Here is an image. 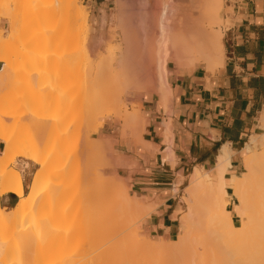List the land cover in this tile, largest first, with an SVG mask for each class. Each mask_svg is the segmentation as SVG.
<instances>
[{
  "label": "bare ground",
  "instance_id": "1",
  "mask_svg": "<svg viewBox=\"0 0 264 264\" xmlns=\"http://www.w3.org/2000/svg\"><path fill=\"white\" fill-rule=\"evenodd\" d=\"M68 2H74L75 4H77L78 0H69ZM75 4L74 6L77 7L75 8V10H79L78 12L76 11V20L78 21V23H80L81 27L87 28V14L81 10L83 9V7L79 9V6ZM66 6L67 2L64 3L60 0H44L42 5V10L44 11L43 15L51 16L57 11L64 10ZM222 9L223 0H205V2L202 3L200 7V13L196 15L194 19V26L188 29L182 28L179 31L173 30L171 26L166 22V16L174 14V11L168 9V7L164 6L162 8L163 11L159 16H157L159 18L157 19V23L155 24H151L153 21H150L151 18L149 17V19L147 16L148 14L146 15V12L144 13V11L142 10L143 15L145 14L146 16L143 19L140 18L142 19V21L140 20L142 24L139 22V20L138 24L142 25L143 29L137 30V28H132L133 30L130 29L131 31L127 30L134 34L133 36H131L132 34H129L130 32L126 33V31L125 33L121 32L122 34H117L118 42L120 41V39H122L123 34H126L124 36L125 41L123 40V42L121 40L122 42L117 49H115V47L113 49L112 47V49H110L107 54H103L101 59L98 62L96 61V63L87 52V54H84L83 60H78L62 70V80H68L75 73H79L82 71V73H77V75L81 76V80L85 76H88L87 78H84L85 80H87L85 82L84 79L81 82L78 78L80 83H77L76 81L72 83L71 87L77 83L79 84L78 86H80L81 90H79L78 92L76 91L77 93H74V88L71 93V97L69 98V100L65 101L62 106L53 107L45 103L41 104L40 107L34 109L28 108L25 110H19L17 108L16 111L18 113V116L20 115V118L24 119L26 124L27 122H31L32 125H29L28 123L27 125H25V127L31 129V132L32 129L35 128L33 129L34 132L36 131V128L42 131L44 129L43 124L45 122H48V120H55L57 126L70 117L76 116L75 118L82 119V117L87 112H82L80 115H77L75 112H70V109L73 105H75L76 107L78 104H81L83 102L87 103L91 109L94 108V110H92L93 115L95 114L97 116L98 114H110L112 113V111L109 109L113 108L114 110L115 106L111 107V104L110 106L105 104L111 103V97L108 98V96L111 95V93L109 94V92L115 93V90V97L117 99L119 98V102L121 101L118 95L122 97L121 94L125 93L126 91L136 93L141 91L156 92V94L158 95L160 100H162L164 106L166 107L168 101L167 96L169 93V87L167 83L168 81L166 78L167 64L169 60H172L173 62L175 61V63L181 67H190L192 69H196L199 67V65L205 63L207 65V69L210 72H213L216 69L224 66L225 53L223 50V35L219 30H216L214 28L215 24L219 25L220 23V13ZM157 10L155 8L154 12ZM140 16H142V12ZM131 22H129L128 25V21H126L127 28L130 27V25L132 26ZM123 25H125V23ZM121 30L124 31L125 28L123 29L122 27ZM83 31L85 32L86 30L83 29ZM86 36L87 37L83 39V43L85 46L89 41V32H87ZM11 39L13 38L11 37ZM98 46L100 47L101 45ZM119 52H124V56L118 58L117 55ZM37 59L31 60H35V63L33 62L34 69L32 66L31 71L28 72V75L33 77L32 83H35L38 86H42L45 83L42 81L40 70L36 68L37 66L34 64H36L37 61L41 62L44 60L42 57H38ZM6 63L7 60L1 59L0 67ZM82 75H84V77H82ZM89 81H91L92 83L97 82V85L99 82V85H102L104 83V85L99 86L101 90H98L97 86H95V89L97 91L93 90V94L92 91L90 92L89 90L90 88H93L91 86H94L96 84H91V82ZM84 83H86V85ZM44 87L45 86H42L41 88ZM112 99L114 101L115 98L113 97ZM121 103H119V105ZM115 104H117V101ZM102 105H105V107L108 106V108L102 107L104 108V111L98 112V114H96L97 112H94L96 111L95 107H99ZM120 106L122 107V105ZM61 110L65 112V115H63V117L54 116L50 112L55 111V113H58ZM121 111L122 109H117V112L120 115ZM139 111V109L136 111L133 110V112L131 113L129 111L130 114L124 117L126 121L130 123L131 129L134 130L136 134L138 133V131L142 130L144 125ZM13 112L16 113L15 110ZM117 112L115 114H117ZM5 115L0 113V142L5 145L3 153H0V264H17L14 260H19L24 255H28L29 257H31L30 264H137L134 263V259L137 258L136 255L140 254L141 252L143 254V251L145 250L149 251L148 253H150L151 257L153 255L156 256H153V258L159 257L158 259L160 260L161 257L164 264H176L181 258L188 256L191 257L193 255V253L195 252L193 251L194 246L196 244V241L199 239L198 237H201L198 242L203 241L202 243L204 246L202 247H206L205 243L207 241V237L204 236L210 233L214 234V236H212L213 234L211 236L215 240L217 239V242L224 245V248L226 250L225 253H228V256H230L228 257L229 261H227L229 264H264V149L258 151L257 149H253L250 146L247 147L248 155L244 159L246 172L242 176H232L229 183V187H231L232 189L230 195H228L229 191H227L225 183V173L229 166V159L226 151L224 152V155H221L218 158L217 173L215 175L206 173L207 175L205 174L206 176L203 177L204 174L202 175L200 173L202 171L201 169V171L199 172L196 171L193 182L195 183L197 189L199 188L198 193H203L208 202V204H206L205 206H203L204 204L200 205L197 204L198 202L196 203L198 205V208L205 207L203 212H206L207 210L206 215L209 218V220H207L209 225H206L204 229H201V227L203 226L202 224H200V227L196 226L197 220L195 221L194 219L196 212L193 210L196 205L194 203L195 206L193 205L194 207H191V213L187 217V221L189 222L190 226L184 232V235H182L178 240L172 241L173 243L171 242L169 244L167 242L160 244L147 241L141 242L138 241V239L135 237L134 241L136 243H140V245L136 246L134 244L135 242L132 241L133 237L130 236L131 238L128 237L127 239V236H125L127 229L123 231L119 230V232H123L122 234H124V237H122V234H120L119 232L117 234V229H119L118 227H120V225L123 224V226H126L127 228L128 224L122 222L125 221V219H128L126 218V216H129V214H127L129 210L128 208H130L128 207V205L132 204V202L130 201H133L131 198H129L128 194H124V199V195L122 196L123 191H120V188L122 187L114 188L112 186L110 187V189H108L109 191H107L106 188H108L107 186H109L110 183L106 182L104 179H102V183L98 180L95 183L94 181L96 180L93 179L94 174L96 173V170H93V167L95 169V164L91 160V163L88 161V164H85L83 166V168L86 167L83 171L72 172L71 170L68 171L66 170V168H62L59 170V173H57L58 167H53L56 169V173L53 171L55 174H51L53 173L51 169H47V165L50 160L61 158L67 161L68 159V163L75 159L73 158V155H75L79 151L77 152L73 150V152L71 151L72 153H70V155L68 156L67 148L69 146L66 145V142H64L65 140L60 139L62 142L59 140V142H61V146L57 151H50L46 154H40L38 147L40 145L45 146L50 136H52L51 132H49V135L48 133H45L44 130L42 132L37 131L39 134V138L36 137V139L35 137H33L35 140L31 139V141L33 140L34 142L28 140L29 143L27 145L23 144L21 146L22 143L20 142L23 141V143H27L28 141L25 142V139L22 140L23 137L21 139L22 141H20V136L22 135L19 136V133L17 136L5 133L7 126L3 118ZM262 118L263 120L261 119V121L263 122L262 125L264 127V117ZM166 123L167 126L165 125V127L168 133L170 123L168 121ZM29 126H31V128ZM126 126L129 127L127 124L125 125V127ZM50 128L51 127H49V129ZM58 131L60 132V130ZM36 134L35 136L38 135ZM67 137L66 139L70 138V136L68 135ZM166 139H168L167 135L165 137V140ZM251 141L256 143L253 138L251 139ZM72 142L74 141L72 140ZM71 145H73V143ZM79 145L83 146L81 143H79ZM106 147H93L92 145H90L88 148H86L87 151L81 147L79 148V156H84L83 159L87 161L88 157L90 158L88 153H96L97 155H99L103 152V149H106ZM69 148L71 149V146ZM72 149H75V145L74 148L72 146ZM81 151L83 152V155ZM84 152H86L87 154L85 155ZM18 157L26 159L24 163L26 168L29 167L30 163H33L34 165L41 166L42 171L44 170L43 172H41V169H38L33 172L34 179L30 184L28 194L25 193L22 173L16 170L17 168H11V164L15 163ZM85 161L84 163H86ZM89 163L92 167V170H90V167L88 166ZM92 163L94 166H92ZM80 169L82 170V167ZM74 173L76 175V182L79 186L81 185L80 187L76 188L78 185L74 181V183L76 184V191L77 193L80 192V195L82 194V196H85H83L82 199H86L85 202L87 203L83 202L86 205L84 207L83 205H81V207H78V210H76V212H71L72 215H69L68 209L66 210V208H63L62 206L59 209L53 206L52 208L54 209L51 208V211L48 212L49 215L47 216L46 214V216H44V219L38 217V210L40 209V206H42L41 200H45V197L47 199V197L49 196H47V194L46 196L42 194V190L44 192L46 189L43 184H45L46 182L47 175L48 179L50 176H59V180L58 176L57 179H55L56 177H53L56 181H58L54 184L53 182L50 183V181L52 180L49 179L48 182L47 179L48 183H46V185H49V183L50 185L46 191L51 192L52 190V193L49 194H51V196H54L55 193L61 191L63 186L65 187L64 184L67 182V178L73 177ZM96 176L97 175H95L94 178L97 179ZM98 177L100 178L101 176L99 175ZM205 177H207L208 179L205 180ZM90 179L91 181L89 182ZM91 182L95 183H93L95 187L97 183H100V185L98 184L99 186L95 188L93 184H91ZM190 192H192V189L190 190ZM195 192L192 197L196 196L198 201L201 200L199 198L201 196H199L197 193L195 194ZM8 193L18 196L20 198V201L15 208L10 210L9 212H5V208H3L1 205V197H4V195ZM85 194L88 195V197H86ZM51 198L55 199L54 197ZM57 198L58 197H56V199ZM231 198H235L236 200V203L233 207V212L235 208L236 216L239 218L238 225H236L233 220V212L231 211L232 209H227ZM193 199L194 201H196L195 198ZM52 201L54 202V200ZM56 202L57 200L53 204H55ZM135 202H137V200ZM49 203H47L48 207H50ZM134 204L137 205L136 203ZM36 214L38 218L36 217ZM201 214L203 215V213ZM29 215L31 216V219L33 218L32 224L30 223L31 219L29 220ZM27 216L28 218H26ZM73 217H76L78 219H74ZM142 217V215H138L135 220L142 219ZM204 218L207 219L206 217ZM25 219L27 223L24 221ZM41 219L42 222H44L45 220L44 225L41 224ZM68 219H74L73 222L75 220H79L80 222L82 221L83 224H77L79 222L78 221L76 223L78 226L75 227L73 225V227L75 228L60 227ZM132 219L134 221V217H132ZM22 222H25L26 225L29 222L31 225L29 224V226L27 225L28 228L27 226L25 228V223L23 224ZM198 222L201 223V221ZM55 223L62 224L58 226V224L55 225ZM65 225L68 226L67 224ZM201 234L202 236H200ZM213 238L212 240L215 241ZM121 243H127L126 247L124 246L126 249L122 248ZM133 245L136 247H134ZM111 248H115V251H112L116 253L123 250V254H119V257L112 256L110 251H108V249ZM217 248V253H219V246ZM212 249L214 248H211V250ZM106 250L107 252H105ZM198 251L200 253V251L202 250ZM104 253H109V256L107 255L105 257L104 255L103 257ZM212 256L213 255H211L210 259H208L209 262H211L210 260ZM213 259L215 260V264H217L216 258L213 257ZM164 260L166 261L164 262ZM147 261L148 260L146 259V263ZM158 263L159 262H157L156 264ZM18 264H21V262Z\"/></svg>",
  "mask_w": 264,
  "mask_h": 264
},
{
  "label": "rangeland",
  "instance_id": "2",
  "mask_svg": "<svg viewBox=\"0 0 264 264\" xmlns=\"http://www.w3.org/2000/svg\"><path fill=\"white\" fill-rule=\"evenodd\" d=\"M43 1L44 0H0V61H1V59L7 60V63L0 67V113L4 114V115L6 113V115L3 117L5 123L7 124L5 133L10 134V135L13 134L15 136H17L19 133V136L22 135V136H20V141L25 139V142H27L28 140L31 141V139H34L33 137H35V138L38 137L39 136L38 132H42L43 130L45 133H48V134H49V132H51L52 136H50L46 145L45 144H44L45 146L42 145L44 148L41 145H40L41 147L40 146L38 147L40 154H46V153H49L50 151L51 152L57 151L61 146L60 143L62 142L61 141L62 139L65 140L64 142H66V145H68L69 147L71 146V149H72V146L74 148V145H75V149L71 150L68 147L70 149L69 150L67 148L68 156L70 155V153L73 152V150L80 152L79 148H81V147L87 151L86 148H88L90 145H92L93 147L94 146H99V147H101V146L106 147L107 146L106 149H103V152L99 155H97L96 153H94V154L88 153L90 158L88 157L87 161H85L83 159L84 156H79L80 155L79 152L76 153L75 155H73V158H75V159H73L71 162H68V163H67V161H69L68 159H67V161H65V159H61V158L50 160V162L47 165V169H51L52 172L53 171L55 172L56 171L55 168L58 167L57 173H59V170L62 168H64V169L66 168V170H68V171L71 170L72 172L73 171L74 172L75 171H83L86 168V167L83 168V166L85 164H88V161L90 163H91V161H93L95 164V169L93 167V170H96L94 177H95V175H97L96 176L97 179L93 177V179L96 180V181H94L95 183L97 182V180L99 182H101L102 179H104L106 182L110 183V185L107 186L108 188H106L107 191H109L108 189H110V187H112V186L114 188L122 187V188H120V191H123L122 196L124 194H128L129 198H131L133 200L130 202H132V204H134V203L137 204V205H135V204L132 205V204L128 203L129 205H132V206L128 205V207H130V208L127 207L129 209L128 210L129 213L127 212V214H129V216L128 217L126 216V218H128V219H125L126 222L125 221L122 222V223L128 224L127 228H126V226L124 227L123 224L120 225V227H118L119 229H117V234H118L119 230L123 231V230L127 229L125 236H127V239L130 236L133 237L132 241H134V238L136 237L138 239V241H141V242L147 241V242H156V243H160V244L165 243V242H167L168 244L171 243L172 241H166L165 240V242H162V240L150 238V237H145V236H140V234H138L139 233L138 232L139 231V225L136 226V223L141 221L142 219L135 220V218H137L138 215H142L144 217L146 215V213L143 211L142 207L140 206L139 200L134 196L133 192L130 189V184L128 182L129 181L128 173H129V171H131V169L129 168V165H127L125 162L117 160V157H119L118 155L120 153L126 152L127 149H126L125 143L127 141H129L130 138L137 140V142H139L140 139H142L143 130L138 131V133L136 134V132L131 129L130 123L128 121H126V119L124 117L127 116L128 114H130L131 112H133V110H135V111L138 109L140 110L139 98L142 97L143 95H146L147 91H141V92H137V93L126 91L125 93L121 94L122 97L120 95H118V97H120V101L122 103L119 102V98L117 99L115 97L116 90L114 91L115 93L109 92V94L111 93L110 96H108L107 95L108 93H107L106 95L108 96V98L111 97L110 98L111 103H108L105 105L110 106V104H111V107L115 106V108H114L115 111L113 110V108L109 109L112 111V113L105 114V115L98 114V112L104 111V108H102V107H105V105L95 107L96 111H94V112H97L96 113V114H98L97 116L95 114H94L95 115L94 116L92 113V110H94V108L91 109L90 106L85 102L78 104L76 107H75V105H73L74 107L73 106L71 107L70 112H75L77 115H80L82 112H87L82 117V119H79V118L77 119V118H75L76 116L70 117V118H67L66 120H64L61 124H58L57 126H56L55 120H48V122H45L43 124L44 129L42 131H40V129L38 130L36 128V131L33 132V129H35V128H33L32 132H31V129L25 127V125H27L28 123H29V125L30 124L32 125V123L27 122V124H26L25 120L20 118V115L18 116L16 109L17 108L19 110H21V109L25 110L28 108L34 109V108L40 107L41 104H45V103H47L48 105L53 106V107L62 106L65 101L69 100V98L71 97V93H72L74 88H75L73 91L74 93L76 91L78 92L79 90H81L80 86H78L79 84H77V83H80L78 78L82 82L85 77L86 78L88 77V76L84 77V75H85L84 74V75H82V77H84V78L81 80V78H80L81 76L77 75V73H78L77 72L68 80H62L61 74H62L63 69L67 68L69 65H71L72 63H74L78 60L79 61L83 60L84 54H87V52L94 59L95 63H96V61L98 62L101 59L103 54H107L110 51V49H112V47H113V49H114V47H115V49H117L120 46L121 42L123 40L125 41L124 36L126 34H123L122 39H120L119 42L117 41V39H118L117 36L121 32L125 33V31H126V33H129L131 30H133L132 28H137V30L143 29V26L138 24V20L142 24L141 21L147 14H148L147 15L148 18L149 17L151 18V19L149 18L150 21H153L151 24L157 23V19L159 18L157 16H159L161 14V12L163 11L162 8L165 6V7H168V9L173 10L175 12L178 10V8H177L178 5H176L175 1L178 2L180 0H166V1L165 0H150V4L148 3V0H114L113 3L111 4L110 8L102 11L101 13L94 11V9L89 4L87 5V3L84 0H78L77 4H75L74 2H68L69 0H60V1H63L64 3L67 2L66 8L64 10L55 12L51 16L43 15V13H44V11L42 10ZM161 1H162V3H161ZM186 1L189 3H192L194 5V7H196V9H197L196 13L193 14V16H189V17L185 18V21H182L181 18H179V17H177V18L175 16L171 17L170 15L166 16V22L175 31H179L182 28L188 29V28L193 27L195 24L194 19H195L196 15H198L200 13V7H201L202 3L205 2V0H186ZM74 4L78 5L79 9L83 7V9H81V10L87 14V16H88L87 28L81 27L80 23H78V21L76 20V15H77L76 11L78 12L79 10L78 9L75 10V8H77V7L74 6ZM146 5H148L150 8ZM182 5L185 7L186 4L183 3ZM228 5H229V0H223V9L220 13V15H221L220 23H219V25H216V24L214 25V28L216 30H219L223 35V48H224L223 50L225 53V57L227 56V49H228V45H229V39H228V34H227L226 29L229 27L230 21L227 17L232 12V8H229ZM147 8H148V11H147ZM155 8H156V10L158 8V10L154 12ZM81 10H80V12H81ZM142 10L144 11V13L146 12V15L145 14L143 15ZM141 12H142L143 17L140 16ZM155 13H158V14H155ZM155 15H156V18H155ZM140 18H142V19H140ZM121 21H122V23H121ZM126 21H128V25H129V22L133 21V22H131L132 26L130 25V27L127 28ZM124 23H125V25H123ZM122 27H123V29L125 28L124 31L121 30ZM83 29H85L86 31L84 32ZM127 30H130V31H127ZM87 32H89V41H88L87 45L85 46L83 43V41H84L83 39H85L87 37L86 36ZM92 34H93V36H92ZM129 34H132V33L130 32ZM133 35L134 34H132L131 36H133ZM11 37L14 40L11 39ZM10 41H11V43H10ZM100 41H101V44H100ZM98 45H101V46L99 47ZM122 56H124V52H119L117 55L118 58H120ZM38 57H42L44 61H41V62L37 61V63L34 65H36L37 66L36 68H38L41 72L42 81L45 83L44 85H42V86H45L44 88H41L42 86H38L35 83H32L33 77L28 75V72L31 71V68L33 66V62L35 61V60L34 61H31V60L37 59ZM170 61H172V60H170ZM173 63H175V61ZM175 65L180 67L176 63H175ZM199 66L201 68H203V67L206 68L207 65L205 63H203ZM33 69H34V66H33ZM82 72H79V73H82ZM74 81H76L77 83L71 87V85ZM85 81H87V80L84 79V82ZM89 82H91V81H89ZM94 83L91 82V84H94ZM99 83H98V85L96 84L94 86H91L93 88L92 89L90 88L89 91L90 92L92 91V93H93L96 90L95 86H97L98 90H101L99 86H103L104 83L102 85L101 84L99 85ZM84 84L86 85V83H84ZM87 84H89V83H87ZM78 88H80V89H78ZM148 92H151V91H148ZM154 93H156V92H154ZM113 97L115 98L114 101L112 99ZM116 101H117V104H115ZM119 103H121L120 105H122V107L119 105ZM108 106H106L105 108H108ZM117 109H119V110L122 109L121 115L118 114L119 111L117 112ZM14 110L16 113L13 112ZM105 111H106V109H105ZM129 111H130V113H129ZM50 112L54 116L63 117V115H65L64 114L65 112L62 110L58 113L57 112L55 113V111L54 112L50 111ZM116 112H117V114H115ZM53 113H55V114H53ZM93 116L95 119L93 118ZM126 124L130 128L127 126L125 127ZM29 127L31 128V126H29ZM49 127H51V128L49 129ZM58 130H60V132ZM61 131L64 133H62ZM20 133H22V134H20ZM66 133L68 136H70L69 139H66V137H67ZM35 134L37 136H35ZM60 136H62V137H60ZM22 137H23V139H22ZM59 140L61 142H59ZM72 140L74 142H72ZM75 141H76V143H75ZM166 141H167V139H166ZM262 141H263V139H262ZM31 142H34V141L32 140ZM20 143H22L21 146L23 144L27 145L29 143V141L27 143H23V141ZM72 143H73V145H71ZM79 143H81L83 146L79 145ZM1 146H2L1 152L3 153L5 145L2 143ZM263 146H264V143H263V145H260L259 147H257V150L261 151ZM77 147H79V148H77ZM81 153L83 155L82 151H81ZM84 154L86 155L87 153L84 152ZM62 158H64V157H62ZM25 160H26L25 158L18 157L17 160L15 161V163L11 164V168H13V167H14V169L17 168L16 170H18L20 173H22L21 169L23 168ZM84 161L86 163H84ZM90 163L88 166L90 167V170H92ZM242 164H243V168L241 167V169H240V172H239L240 176H242L246 172V170H245L246 166L243 162H242ZM92 166H94L93 163H92ZM53 167H55V168H53ZM81 167H82V170L80 169ZM38 169H41V172L44 171V170L42 171L41 166L34 165L31 170L28 169L25 173H22L23 184H24L26 194L29 193L30 184H31L32 180L34 179V175L32 174V172H35ZM201 170H200V168H196L193 173H191V171H189L187 173L185 179H181V181L183 180V184L175 187V189H176L175 196L177 198V203L179 205V212L181 215V220L183 222V225H182L183 227H182V230L180 231L178 237H175L173 241L178 240L182 235H184V232L187 230V228H189L190 224L187 221V217L191 213V210H192L191 207H194L195 205H196V207L193 208V210L196 212L195 217H194L195 221L197 220L196 226L200 227V224H202L203 226L201 227V229H204L206 227V225H209L208 221H207V220H209V218L206 215L207 210L205 209L206 212L205 211L203 212L205 207L198 208V205H197V204H200V205L204 204L203 206H205L206 204H208L207 198L205 197V195L203 193L202 194H199L200 192L198 193L199 188L197 189L195 183L193 182L194 175L196 174V171L199 172ZM202 171L200 173L202 175L204 174L203 177L206 176L207 174H210L208 171L207 172H205L204 170H202ZM54 172L51 174L54 175L56 173V172L55 173ZM99 175L102 178L101 177L99 178L98 177ZM57 176L58 175L53 176V177L54 178L56 177L55 179H57ZM50 177H49V179L52 180V181H50V183L53 182V184H54V183L58 182L53 177H51V178ZM75 177H76V175L74 173L73 177H69L71 179L67 178V182L65 181L66 183L64 184L65 187H66V185H67V187L65 188L63 186L61 189L62 192L61 191L57 192V193H55L56 195L54 194V196H51V194H49V193H52V190L50 189L51 192L46 191L50 185V183H49V185L47 184L48 186L46 185V183L49 182L48 175H47L46 182H45V184H43V186H45L46 189L44 192L42 190V194L44 196H46V194H47V196L49 195L51 197H54L55 199H52L51 197L48 196L47 199L45 197V200H41L42 206H40V209L38 210V213H37L38 217L44 219L45 218L44 216H46V214H47V216L49 215L48 212L51 211L50 209L53 206H55L57 209H59L61 206L63 208H66V210L68 209L69 215H70L71 212L72 213L74 211L76 212V210H78V207H81V205H83V207L86 205L85 204V203H87V202H85L86 199L85 198H84V200L82 199L84 195L82 196V194L80 195V192L77 193V191H76V188L80 187L81 185L80 186L78 185ZM52 178L54 179V181ZM47 179H48V182H47ZM204 179L206 180L208 178L205 177ZM58 180H59V176H58ZM71 180H73V181H71ZM74 181H75V183H77V185H78L77 187H76V184L74 183ZM90 181H91V179L89 180V182ZM94 182H91V184H93ZM111 183H114V184H111ZM94 184H93V186H94ZM98 184L100 185V183H97L96 187L99 186ZM190 186H191V188H190ZM123 188H124V190H123ZM191 189H192V192H190ZM228 191H229V193L232 192L231 187H229ZM194 192H195V194L197 193L201 197L203 196L202 198L198 196L201 199V200H199L200 202L197 200L196 196L192 197L194 195ZM55 196L58 198L56 199ZM86 197H88V195H86ZM193 198H195L196 201H194ZM51 199L54 200V202L57 200L58 203L56 202L55 204H53L54 202ZM124 199H125V195H124ZM136 200H137V202H135ZM201 201H202V203H201ZM49 202L52 204H50ZM83 202H85V203H83ZM47 203H49L50 207H48ZM194 203H195V205H194ZM235 203H236V200H235ZM58 205H59V207H58ZM234 205L228 206L227 209L231 210L234 207ZM200 207H202V206H200ZM52 209H54V208H52ZM4 210H5V212H9L12 209H9V208L6 209L5 208ZM68 211H67V213H68ZM201 213H203V215ZM37 214H36V217H37ZM233 214H234V218H237L236 225H238L239 218L236 216L235 208H234ZM203 216L206 217L207 219H205ZM132 217H134L135 222L133 221ZM26 218H28V216ZM73 218L78 219L76 217H73ZM129 218H130V220H129ZM30 219H31V216H30L29 220ZM32 219L30 220L31 224L33 222ZM42 219H41V224L44 225L45 220H44V222H42ZM68 220L66 222H64L63 224L62 223H60V224L55 223V225L58 224V226H59L62 224V226H60V227L75 228L76 226H78L77 224H79V225L83 224V222L82 221L80 222L79 220H77V221L75 220L76 222L75 221L73 222V220H69V221ZM24 221L26 222V219ZM27 221H28V219H27ZM198 221H201V223H199ZM25 222H22V223L24 224ZM26 223L24 225L25 228L27 225L29 226V224H30L28 222V224L26 225ZM65 224H67L68 226H66ZM73 225L75 227H73ZM28 226H27V228H28ZM119 233L122 234L123 232H119ZM133 233H134V235H133ZM208 233H210V232H208ZM130 234H132V235H130ZM212 234L213 233H210L206 236L203 235L204 237H207L206 238L207 241L205 243L206 247H202V246H204L202 243L203 241L198 242V240H200V238H201V237H198L199 239L196 241V244H195L196 247L194 246L193 251H195V252L193 253V255L192 256L190 255L191 257L188 256V257L181 258L179 260V262H177L176 264H197V263L198 264H210V263L215 264V260L213 259V257L216 258L217 264L218 263L219 264H229L227 261H229L228 257H230V256H228V253L227 254L225 253L226 250L224 248V245L217 242L216 241L217 239L215 240L212 237V236H214V234L213 235ZM123 235L124 234H122V237H124ZM200 236H202V234ZM212 238L216 241L217 245H216L215 241L212 240ZM123 242H125V241H123ZM201 243H202V245H201ZM121 244H122V248L126 249L125 247H126L127 243L126 244L121 243ZM134 244L136 246L140 245V243H136V242ZM131 246H132V243H131ZM136 246H134V247H136ZM218 246L220 248L219 253H217L218 252V248H217ZM211 248H214V249L211 250ZM197 249L202 250V251H200V253H199V251ZM112 250L115 251V248L108 249V251H110L112 256L119 257L120 256L119 254H121V255L123 254L122 253L123 250L121 252H117V253L112 251ZM105 252H107V250ZM143 252L145 253V255H144V253L142 254V252L140 254L136 255L138 259L135 258L136 256L134 257L135 258L134 263H137V264L138 263H140V264H153V263L156 264L157 262H159L158 264L163 263L161 257H160V260L162 262L158 259L159 257L153 258L154 255L151 257L150 253H148L149 251L145 250ZM108 254L104 253L103 257H104V255L106 257ZM210 254L213 255L211 260H210L211 262H209V260H208L211 257ZM223 255H224V257H223ZM154 257H156V256H154ZM206 257H207V260H206ZM21 258L19 260L15 259L14 261H16L17 264L20 262H21V264H30L31 257H29L28 255H24ZM146 259L149 262L147 261V263H146ZM165 261L166 260H164V262ZM167 262H168V260H167ZM239 264H241V263H239ZM244 264H246V263H244Z\"/></svg>",
  "mask_w": 264,
  "mask_h": 264
},
{
  "label": "crops",
  "instance_id": "3",
  "mask_svg": "<svg viewBox=\"0 0 264 264\" xmlns=\"http://www.w3.org/2000/svg\"><path fill=\"white\" fill-rule=\"evenodd\" d=\"M84 1L101 13L114 0ZM175 3L178 10L171 17L185 21L196 13V7L186 0ZM228 7L232 12L227 17L229 45L224 66L210 72L207 66L184 68L169 60L167 106L154 92L139 98L142 140L130 138L126 152L117 160L129 165L130 189L146 212L136 223L140 236L173 241L183 227L175 196L181 179L196 168L215 175L218 158L226 151L228 191L232 176H240L247 147L257 149L264 143V0H229ZM33 166L23 165L21 172ZM19 201L11 193L1 197L6 209L15 208ZM234 204L231 198L229 206Z\"/></svg>",
  "mask_w": 264,
  "mask_h": 264
}]
</instances>
